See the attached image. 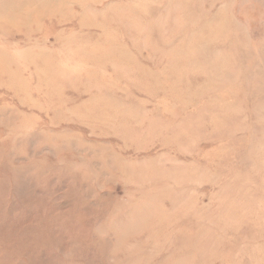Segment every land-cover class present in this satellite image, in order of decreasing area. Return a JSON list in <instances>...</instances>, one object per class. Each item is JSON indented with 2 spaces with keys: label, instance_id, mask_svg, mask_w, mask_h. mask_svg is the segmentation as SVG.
<instances>
[{
  "label": "rangeland",
  "instance_id": "rangeland-1",
  "mask_svg": "<svg viewBox=\"0 0 264 264\" xmlns=\"http://www.w3.org/2000/svg\"><path fill=\"white\" fill-rule=\"evenodd\" d=\"M0 264H264V0H0Z\"/></svg>",
  "mask_w": 264,
  "mask_h": 264
},
{
  "label": "bare ground",
  "instance_id": "bare-ground-1",
  "mask_svg": "<svg viewBox=\"0 0 264 264\" xmlns=\"http://www.w3.org/2000/svg\"><path fill=\"white\" fill-rule=\"evenodd\" d=\"M9 237V236H8ZM37 238V237H36ZM23 241V240H22ZM35 243V242H34ZM33 244V243H32ZM34 245V244H33ZM33 247V246H32ZM8 249V248H7ZM11 249V248H10ZM12 250V249H11ZM13 251V250H12ZM20 256V255H19ZM31 258V257H30ZM27 262V261H26ZM31 262V261H30ZM16 263V262H15ZM39 263V262H38Z\"/></svg>",
  "mask_w": 264,
  "mask_h": 264
}]
</instances>
